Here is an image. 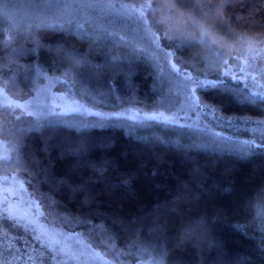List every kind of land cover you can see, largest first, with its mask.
I'll list each match as a JSON object with an SVG mask.
<instances>
[{
    "label": "trees",
    "instance_id": "16d2710c",
    "mask_svg": "<svg viewBox=\"0 0 264 264\" xmlns=\"http://www.w3.org/2000/svg\"><path fill=\"white\" fill-rule=\"evenodd\" d=\"M117 1L128 11L117 5L76 18L91 30L81 38L57 11L65 0H0L1 82L20 97L38 73L73 80L85 100L109 113L151 111L170 87L184 98L196 87L195 96L223 118L182 130L152 120L81 125L55 114L16 132L14 167L65 230L81 232L100 250L115 244L132 264H264V150L238 151L264 134V85L239 62L227 67L232 49L251 44L263 54L264 0H111ZM148 4L145 24L130 7ZM42 20L71 33L39 29ZM209 81L218 87H198ZM81 145L83 153L69 154ZM92 165L105 169L102 177ZM77 185L85 190L74 193ZM0 264L66 263L8 220L0 223Z\"/></svg>",
    "mask_w": 264,
    "mask_h": 264
},
{
    "label": "rangeland",
    "instance_id": "374dc122",
    "mask_svg": "<svg viewBox=\"0 0 264 264\" xmlns=\"http://www.w3.org/2000/svg\"><path fill=\"white\" fill-rule=\"evenodd\" d=\"M115 4L121 5V2L117 1ZM127 11L128 7L122 12ZM230 51L233 57L227 67L238 65L239 62L244 70L240 69L241 72H245V75L264 85V51H262L263 54L250 48L246 51L241 48ZM235 57L237 59L233 62ZM181 71L182 76L188 77L185 70ZM183 83L181 82L182 85ZM28 84L32 93L18 97L11 94L0 80V162L4 163V167L0 170V214L7 215L6 209H10L12 216L15 217L13 221L23 226L34 239L37 236L40 237L36 240L49 251L54 252L63 263L132 264L121 259V252H117L114 243L109 245L107 250H100L81 232L65 230L59 219L43 211L40 197L33 191L25 175L14 167L17 159V152L13 145L14 135L25 125H31L33 122L32 125L38 126L51 120L50 117L55 114L60 116L58 117L60 120H71L75 117L77 118L75 121L81 125L123 122L132 126H143L145 121H151L146 120V117L155 115L160 117V120L156 122L181 129L193 125L201 126V124L204 128L208 125L212 127V124L215 125L216 120L219 121V118L223 116L195 96L196 87L185 98L170 87L167 90V96L161 98L151 111L144 108L125 107L109 113L98 110L90 101L85 100V95L75 86L73 80L48 74L42 76L38 73ZM16 104L26 107L17 108L14 106ZM27 112H33L35 115L28 116ZM89 113H99V115ZM165 119L172 122L166 124L163 122ZM228 139L232 141V138ZM37 205H39L38 211ZM111 252L117 253L116 261L110 259ZM142 264L150 263L142 262Z\"/></svg>",
    "mask_w": 264,
    "mask_h": 264
},
{
    "label": "snow or ice",
    "instance_id": "6c2138e0",
    "mask_svg": "<svg viewBox=\"0 0 264 264\" xmlns=\"http://www.w3.org/2000/svg\"><path fill=\"white\" fill-rule=\"evenodd\" d=\"M117 6L116 4L112 3L111 0H65L64 4L62 7H58L57 11L60 13L61 18H66L65 23L68 25H73L78 34L81 36V38H88L89 34H90V29L89 31H84V25L79 23L76 18L77 17H81L85 15V11L88 9H92V10H99L101 12H108L111 11L113 9H115ZM127 5H120V8H127ZM145 7H151L150 4L146 5V6H141L140 9H136L135 7H133L131 10L133 12H137L138 11V15H139V19L143 20L145 24H147V19L145 17V11L144 8ZM86 22V21H85ZM37 28L39 29H53L55 31H64L67 30L71 33V28H65V24H61V23H52V22H47V21H40L37 25ZM145 32L151 35L152 38V42L155 43L156 48L159 49L160 45L157 42V38L155 37L154 33H151V29L150 28H145ZM97 33H92V35H96ZM106 34V33H105ZM15 39V37L13 35H9V38L7 41H5L6 45H11L12 41ZM0 40H3V36L0 35ZM120 40L123 41L124 38L120 37ZM36 47H42V45L39 43V41H36ZM249 48L251 49V44H249ZM49 51H52V49L50 48ZM170 53H166L164 55L165 60H167L168 56H170ZM69 58L73 60L74 63L79 64L81 62V59L76 57L75 55H71L69 54ZM86 62V58L85 61ZM172 68L176 71L179 72V69L176 68V65L173 64ZM241 71H243V69H241ZM225 75H228V73L226 72ZM235 78V77H233ZM191 78L189 77V80ZM223 81H221L222 83ZM198 87L199 88H216L218 87V85L216 83H214L213 81H209L207 84L204 83H198ZM255 98H253L254 100ZM17 108H25V105H20V104H16L14 105ZM90 115H99V113H89ZM28 116H33L35 115L33 112H27ZM146 120H153V121H158L160 120L159 116H149L145 118ZM164 123H171L172 121L165 119L163 121ZM219 135V134H217ZM162 142V141H161ZM243 147H241L240 149H238V151H240L242 154L247 155V153L249 151H256V150H264V134H262V136L260 137V143L257 144L255 141H243L242 142ZM104 147H111V145L106 144L104 145ZM193 148L197 147V145H192ZM230 150H237V149H230ZM84 151V146L81 145L79 146L77 149L72 150L69 154L71 155H76L77 153H83ZM92 168L94 170V172L102 177L104 174L105 169L103 167H99L96 165H92ZM91 182V181H89ZM59 183L61 185L68 183V181L65 180H61L59 181ZM123 183L127 184L128 181H123ZM71 190L75 193L78 191H84V185H77L76 187H72ZM261 199L264 200V194H262ZM37 207V211L39 210V205L36 206ZM6 213L7 215L4 217L3 221H0V223H3L4 221H8V220H14L15 217L12 216L11 210L10 209H6ZM41 215H43L41 213ZM240 227V226H238ZM37 240L40 239V237H36ZM156 264H160L159 261L156 262Z\"/></svg>",
    "mask_w": 264,
    "mask_h": 264
}]
</instances>
